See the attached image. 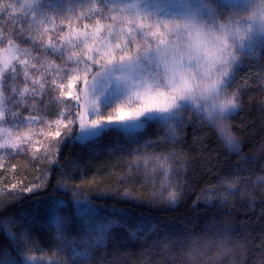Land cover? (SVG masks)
Instances as JSON below:
<instances>
[{
  "label": "snow or ice",
  "instance_id": "6c2138e0",
  "mask_svg": "<svg viewBox=\"0 0 264 264\" xmlns=\"http://www.w3.org/2000/svg\"><path fill=\"white\" fill-rule=\"evenodd\" d=\"M9 8L17 11L13 4H0V12ZM19 11L27 30L15 22L10 29L0 26V155L24 151L31 139L30 132L21 131L25 125L43 123L50 127L54 123L57 130L52 139L60 138L57 144L84 141L114 130L124 134L129 144H136L128 147L117 142L115 151L132 157L127 161L129 171L119 182L139 176L142 183L155 186L159 180L161 191L173 189L166 199L175 203L182 195L176 177L186 161L175 151L149 155L146 150L165 139L178 142L176 129L184 123L186 110L191 108L216 125L230 150L240 152V142L226 124L229 115L241 110L239 93L222 96L244 66V58L264 47V0H22ZM94 17L99 19L93 21ZM101 19L111 22L101 24ZM48 24L53 27L49 29ZM57 29L67 31L57 33V40L50 37L45 42L44 36ZM16 40L30 47L21 48ZM29 69L41 75L33 78ZM57 79L66 81L67 86L57 84ZM56 91L60 92L55 97L57 103H68L54 122L39 115L24 116L20 111H30L37 101L44 105L43 97ZM28 100L33 103L29 105ZM109 108L111 111L102 114ZM150 122L164 127L166 137L141 144L132 134ZM74 128L78 131L73 132ZM232 179L240 182L245 178L237 175ZM259 181L264 182V177ZM44 186L34 184L20 194L35 193ZM58 186L66 187L63 183ZM227 190L235 193L236 184L228 183ZM123 195H128L127 190ZM73 199L78 204L87 203L84 227L88 235L81 243L85 249L100 244L116 222L99 217L97 206L87 197L81 201L74 193ZM53 222L58 238L67 246L74 245L75 241L63 235L67 218L56 216ZM129 231L136 235L144 228ZM92 233L97 237L90 238ZM8 236L16 240L10 231ZM20 239L26 243L28 237L21 234ZM19 252L25 264H31L33 258L24 249ZM72 253L80 258L88 256L86 250L75 247ZM0 264L14 261L0 259Z\"/></svg>",
  "mask_w": 264,
  "mask_h": 264
},
{
  "label": "trees",
  "instance_id": "16d2710c",
  "mask_svg": "<svg viewBox=\"0 0 264 264\" xmlns=\"http://www.w3.org/2000/svg\"><path fill=\"white\" fill-rule=\"evenodd\" d=\"M20 2L0 0V4H13L17 9L0 12V26L10 29L15 22L27 30ZM66 31H50L43 39L57 40V33L63 35ZM16 43L21 48L30 47L20 40ZM49 59L60 63L55 57ZM29 74L33 78L41 75L31 69ZM59 83L67 86L66 81L57 79ZM237 92L241 110L231 114L228 123L240 142L239 153L230 150L214 124L191 108L176 129L178 142L165 139L146 150L149 155L175 151L186 161L176 177L182 195L175 203L166 199L173 189L161 191L159 180L155 186L142 183L139 176L119 182L129 171L127 161L132 157L115 151L117 142L136 147L124 134L110 130L85 141L57 144L60 138L52 139L57 126L40 123L44 132L31 138L23 152L0 157V253L8 249L17 264H25L19 249L33 256L31 264H264V182L259 181L264 177V47L244 58V66L227 88L229 96ZM59 95V91L47 93L44 105L37 101L30 111H20L24 116L39 115L54 122L59 119L61 107L68 103L58 104L55 97ZM76 131L78 128L73 129ZM166 131L158 122H150L132 136L142 144L166 137ZM244 168L247 171H238ZM237 175L245 179L235 182L232 178ZM41 183L45 186L35 193L20 194L23 188ZM61 183L66 187H59ZM228 183L236 184L235 193L227 190ZM12 185L17 188L12 189ZM125 190L127 196L123 195ZM74 193L81 201L87 197L97 206L99 217L116 222L100 244L87 249L81 243L88 235L84 227L87 203L78 204ZM56 216L67 218L63 235L75 241L71 247L57 236L53 222ZM138 226L144 231L132 235L129 230ZM9 231L16 240L8 236ZM21 234L28 237L26 243L20 239ZM97 235L92 233L90 238ZM72 247L86 250L87 258L75 257Z\"/></svg>",
  "mask_w": 264,
  "mask_h": 264
},
{
  "label": "rangeland",
  "instance_id": "374dc122",
  "mask_svg": "<svg viewBox=\"0 0 264 264\" xmlns=\"http://www.w3.org/2000/svg\"><path fill=\"white\" fill-rule=\"evenodd\" d=\"M20 1L22 2V0H20ZM97 19H98V17H97ZM93 21H94V19H93ZM93 21H89V22H90L89 24H92ZM101 21H102L101 24H106V23H110V22H111V21H108V20H105V21L101 20ZM87 23H88V22H87ZM46 27H48V28L50 29V28H52V25H51V24H48V25H46ZM2 47H3V45H0V48H2ZM227 96H229V95L227 94V90H226V92H225L224 96H222V98H225V97H227ZM113 107H115V105H113ZM108 111H111V108H109V109H107V110H104L102 114L106 115ZM234 113H235V112H234ZM229 116H230V115H229ZM226 124H227V126H228V130L230 131V127H229L228 119H227V121H226ZM214 126H215L216 129L219 131L218 127H217L216 125H214ZM21 131L30 132V133H31V138H33V137L37 136L39 133H43V132H44V128H43L42 124L37 123V124L32 125L31 127L25 125L24 128L21 129ZM230 132H231V131H230ZM219 133H220V131H219ZM231 134H232L233 136H235L232 132H231ZM220 135H221V134H220ZM221 136H222V135H221ZM222 138H223V137H222ZM237 140H238V139H237ZM84 141H85V140H84ZM1 156H2V155H0V157H1ZM56 208H57V205H54L53 209H56ZM6 228H7V227H6ZM27 256H28V255H27ZM28 257H31V258H32L33 256H28ZM9 258H11V260L14 261V264H17V263H15V262H17V261H16V258L10 253V251H8V249H5L4 251H2V252L0 253V259H9Z\"/></svg>",
  "mask_w": 264,
  "mask_h": 264
}]
</instances>
